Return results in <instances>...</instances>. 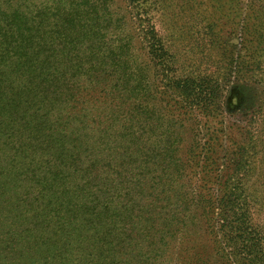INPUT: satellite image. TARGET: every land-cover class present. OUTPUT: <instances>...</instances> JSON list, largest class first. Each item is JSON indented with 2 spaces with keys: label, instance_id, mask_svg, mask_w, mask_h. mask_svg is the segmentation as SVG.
Here are the masks:
<instances>
[{
  "label": "trees",
  "instance_id": "trees-1",
  "mask_svg": "<svg viewBox=\"0 0 264 264\" xmlns=\"http://www.w3.org/2000/svg\"><path fill=\"white\" fill-rule=\"evenodd\" d=\"M207 1L200 17L210 30V46L218 44L219 33L224 31L220 23L229 18L233 26L229 29L238 31L241 38L242 69L263 74L264 0H236L233 10L222 17L218 13L225 0ZM27 3L30 0H0V153L14 152L15 161L30 159L29 165L34 163L32 157L45 158L41 162L47 173L37 186L47 194L38 207L34 233L21 232L26 228L16 226L17 215L10 219L13 207L19 205L7 201V213L0 215V264H145L141 259L161 252L162 243L174 239L176 233L184 232L186 240L197 235L201 228L185 231L180 218L192 210L212 240L216 256H229L220 249L226 248L232 258L237 256V262L233 258L236 264H264L262 238L247 223L242 200L251 154L247 155L242 136L224 142V129L214 123L221 110L215 95L218 80L172 79L158 99V108L155 102L150 104L152 98L143 96L142 79L127 64L122 69L120 61L111 65L104 60L99 72L94 62L85 75L90 79L98 70L106 91L112 95L115 81V85L123 84V93L110 97L112 116L89 130L97 140L89 132L82 138L71 120L74 114H65L71 99L79 95V89H73L79 82L60 69L58 54L64 52L61 60L66 68L71 62L65 56L67 46L80 42V35L74 38L75 29L94 11L80 15L70 5L47 12L41 3L36 12H28ZM143 21L142 39L150 61L172 70L171 54L153 20L144 17ZM119 49L124 51L123 46ZM118 121L127 127L126 138L112 134ZM126 157L140 161L130 170L135 184L144 193L157 195L152 201L156 210L138 215L139 227L131 219L137 206H130L131 201L122 198L111 182L114 164H121L117 173L123 176ZM52 161L54 174L47 170ZM134 170H141V176H135ZM5 183L0 182L1 194H5ZM16 200L23 202L20 197ZM131 227L146 236L133 242L124 236L125 230L132 232ZM185 255V264H210L203 251Z\"/></svg>",
  "mask_w": 264,
  "mask_h": 264
},
{
  "label": "rangeland",
  "instance_id": "rangeland-1",
  "mask_svg": "<svg viewBox=\"0 0 264 264\" xmlns=\"http://www.w3.org/2000/svg\"><path fill=\"white\" fill-rule=\"evenodd\" d=\"M235 2L236 0H229V2L225 0L224 8L221 9L218 16L222 17L232 11ZM41 3H44V9L47 12L49 8L53 9L51 12H56L57 8L70 5L73 8H78L80 15L91 10L94 11L79 30L75 29L74 38L80 35V42L67 46L65 56H69L71 62L67 64L66 68L61 60L64 52L61 51L58 54L61 61L60 69L68 77H75L79 82L74 83L73 87V89H79L77 92L79 95L74 100L71 99L65 114L67 116L74 114L75 117H71V120L76 127L80 128L79 133L82 138L89 132L92 138L97 140L94 136L95 132L89 130L92 127H95L96 130L98 123L102 122L104 118L112 116L114 110L110 112L113 107L111 98L114 97L113 95L123 93V84L115 85V81L112 83L115 87L112 95L106 91L108 87L99 82L101 79L98 77V70L92 72L95 75L92 76L93 79H89L85 75L86 70L94 62L100 68L99 72L103 71V68L99 66L104 60L111 65L119 64L120 61L119 66L122 69L126 68L127 64L129 68H132L135 77L142 79V89L145 91L143 96L152 98L153 101L150 104L155 102L158 108V99L161 98L162 92H167L166 86L172 79L200 80L201 82L206 79L218 80L219 89H216L215 95L221 110L215 114L216 121L214 123L224 129V136H219H223L224 142L229 143L242 136L246 148H248L247 155L251 154V159L248 161V163L250 162V169H248L250 174L248 173L243 182L242 196L244 199L242 200L246 203L247 223L259 232L264 248V119H260L264 114V55L260 59L263 74L242 69L238 49L241 38L238 31L233 32L232 29H229L233 27L232 24H229V18H224L220 23V27L222 26L224 31L219 33L218 44L210 46V30L200 17L207 8V0H30V3L25 6H28L26 8L28 12L32 10L36 12V6ZM144 17H150L153 20L159 36L171 54L172 70L168 71L162 65H156L150 61L141 32ZM122 46L124 51L120 52L119 48ZM111 52L113 56L109 55ZM100 57L104 58L99 59ZM117 74L120 75L119 72ZM129 97L132 96L129 95ZM114 126L116 128L112 130V134H121L120 137H127V127H123L119 121L114 122ZM24 155L22 154V157ZM32 160L34 162L32 165L27 164L30 159L18 163L15 161L14 152L0 153V173L16 174L14 176L0 175V182L6 180L5 190L2 191L5 194L0 193V215L7 213V201L13 204L17 203L19 207H13L15 213L11 214L10 219H14L17 215V220L14 219L16 226L24 224L26 229L21 232L27 231L28 233H34L37 230L34 223L36 219L40 218L38 207L42 206L43 199L47 194L44 193V188L41 189L37 186L39 182L44 181V176L47 173L45 163L44 165L42 163L45 158L43 160L36 156L32 157ZM41 160L43 161L41 162ZM53 163L54 161L47 165V170L49 168L51 174L55 173ZM117 163H120V160ZM122 163L125 164L123 176L120 177L117 173L120 170L117 166L121 164H114L112 167L114 172H110L113 174L111 182L115 183L113 189L121 192L122 198L131 201L130 206H137H134L137 212L131 219H133L134 226L139 227L141 224L137 220L138 215L156 210L152 201L157 195L151 194L149 191L146 194L142 187L135 184L130 170L139 166L140 161L136 162L134 159L126 157ZM25 170L28 172L27 174H24ZM133 174L141 176V170H134ZM17 197H20L23 202H17ZM174 201L176 202V200ZM28 210L31 212L29 213ZM21 214H24V217H21ZM186 216L184 219L183 216L180 217L186 228L185 231L189 228L190 231L197 232V229L201 228L197 235L192 236L191 240H186L182 238L184 232H178L174 239L168 238L162 243L161 252L147 254L140 262H146L145 264H185L187 258L185 254L197 255L203 251L209 258L210 264H213L212 262L227 264L225 257L230 259V264H236L235 261L237 262L238 258L233 255L234 261L230 255L232 252L229 253L230 249L220 248L225 250L229 256L221 253L216 256L217 251L213 247L212 240L203 231L204 226L200 224L199 219L195 218L193 210ZM173 226L182 225L173 224ZM161 228L164 229L163 226ZM132 229V232L127 234L125 230L124 236H129L133 242L139 240L141 236H146L143 232L137 231L135 227ZM27 232L23 234L26 235ZM188 243L190 244L188 245ZM187 245L188 247H185ZM191 247H195V249H190Z\"/></svg>",
  "mask_w": 264,
  "mask_h": 264
}]
</instances>
